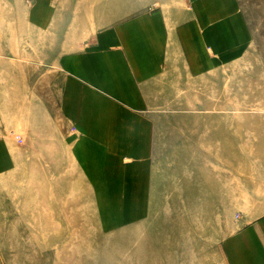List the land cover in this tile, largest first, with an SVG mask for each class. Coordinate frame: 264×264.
<instances>
[{"label": "crops", "instance_id": "0c3cea01", "mask_svg": "<svg viewBox=\"0 0 264 264\" xmlns=\"http://www.w3.org/2000/svg\"><path fill=\"white\" fill-rule=\"evenodd\" d=\"M122 1L0 0V177L28 159L8 130L50 158L64 145L138 229L153 207L233 206L217 202V161L256 143L257 173L237 191L264 207V115L247 116L264 113V0ZM232 112L246 115H217ZM238 222L226 264H264V213Z\"/></svg>", "mask_w": 264, "mask_h": 264}, {"label": "rangeland", "instance_id": "374dc122", "mask_svg": "<svg viewBox=\"0 0 264 264\" xmlns=\"http://www.w3.org/2000/svg\"><path fill=\"white\" fill-rule=\"evenodd\" d=\"M150 1L122 2L126 9L139 11ZM185 114L186 119L209 115ZM242 114L246 115L217 113L237 120ZM248 114L249 119L264 115ZM251 134L256 135V129L250 128ZM6 136L27 149L28 159L24 170L14 168L6 178L0 177V264H226L221 245L240 226L238 218L264 213V207L241 206L250 201L237 191L242 173H257L256 143L244 144L248 146L244 160L217 161V179L222 181L217 202L233 206L153 207L150 218H144L148 224L136 229L120 225L113 201L97 198L82 175L84 166L64 145H57L50 158L45 145L29 144L26 132L11 129ZM175 195L163 193L164 200Z\"/></svg>", "mask_w": 264, "mask_h": 264}, {"label": "bare ground", "instance_id": "6f19581e", "mask_svg": "<svg viewBox=\"0 0 264 264\" xmlns=\"http://www.w3.org/2000/svg\"><path fill=\"white\" fill-rule=\"evenodd\" d=\"M202 172V171H201ZM207 172V171H206Z\"/></svg>", "mask_w": 264, "mask_h": 264}]
</instances>
